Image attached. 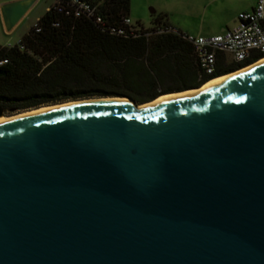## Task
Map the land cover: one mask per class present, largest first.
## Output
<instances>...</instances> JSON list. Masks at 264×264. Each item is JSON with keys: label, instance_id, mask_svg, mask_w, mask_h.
<instances>
[{"label": "water", "instance_id": "95a60500", "mask_svg": "<svg viewBox=\"0 0 264 264\" xmlns=\"http://www.w3.org/2000/svg\"><path fill=\"white\" fill-rule=\"evenodd\" d=\"M123 97L0 121V264H264V62Z\"/></svg>", "mask_w": 264, "mask_h": 264}, {"label": "trees", "instance_id": "16d2710c", "mask_svg": "<svg viewBox=\"0 0 264 264\" xmlns=\"http://www.w3.org/2000/svg\"><path fill=\"white\" fill-rule=\"evenodd\" d=\"M128 10L129 0L101 4L106 24L120 25ZM136 23L139 34L127 29L119 35L83 16L48 8L17 44H0V59H7L0 64V106L6 112L110 95L144 102L202 86L264 57L237 63L219 55L216 70L205 74L180 30L157 31L170 25L166 13L159 12L150 27Z\"/></svg>", "mask_w": 264, "mask_h": 264}, {"label": "built area", "instance_id": "2783aa9c", "mask_svg": "<svg viewBox=\"0 0 264 264\" xmlns=\"http://www.w3.org/2000/svg\"><path fill=\"white\" fill-rule=\"evenodd\" d=\"M102 2L103 0H53L48 8L53 7L75 17L83 16L110 33L125 35L128 29L134 35L139 34L141 27L128 14L121 17L120 25L106 24L101 11ZM164 30L179 32L171 25L167 28L157 27V31ZM181 34L192 43L201 71L205 74L216 70L219 55H224L225 58L230 55V60L237 63L252 61L257 54H264V0H255L251 9L240 11L232 28L210 35ZM5 61L6 58L0 59V64Z\"/></svg>", "mask_w": 264, "mask_h": 264}, {"label": "rangeland", "instance_id": "374dc122", "mask_svg": "<svg viewBox=\"0 0 264 264\" xmlns=\"http://www.w3.org/2000/svg\"><path fill=\"white\" fill-rule=\"evenodd\" d=\"M7 1L9 0H0V8L1 5ZM52 3L53 0H36L29 11L11 30L5 28L0 11V44H17L21 37L28 31L29 27L36 23L37 19L45 13ZM171 4H176V8L167 13L169 19L180 21L183 26L188 28L186 31H189L194 35H208L218 32L220 23L223 20L227 21L228 19H231L238 13L242 6L239 1L235 0L227 3H220V1H217L215 5L218 6V10L213 8L212 10H208L203 9L200 6L197 7L196 5L193 8H188L185 6L186 3H183V0H129L128 15L134 23L139 21L144 27H150L153 19L159 13L160 7L162 5L170 7ZM152 9H154V11ZM220 9H222V12ZM230 58V55L226 56V60L229 61ZM26 110L30 109L22 108L8 110L4 115L13 116Z\"/></svg>", "mask_w": 264, "mask_h": 264}, {"label": "crops", "instance_id": "0c3cea01", "mask_svg": "<svg viewBox=\"0 0 264 264\" xmlns=\"http://www.w3.org/2000/svg\"><path fill=\"white\" fill-rule=\"evenodd\" d=\"M217 1H220V3L224 2V3H227L229 1H234V0H183V3H186L185 6H187L188 8H193L195 5L197 7H202L203 9H208V10H212L215 9V10H218V6L215 5V3ZM235 1H239V3L242 4V6L240 7L238 13L240 11H244V10H248V9H251L253 6H254V3H255V0H235ZM176 8V4H171L170 7H168L167 5H162L160 7V11L159 12H163V13H169L170 11H173L175 10ZM186 8V7H185ZM221 12H222V9H220ZM237 13V14H238ZM237 14L234 15L231 19H228L227 21L226 20H223L221 23H220V27L218 28V32H214L212 34H215V33H219V32H222L224 31L225 29L227 28H232L234 27V25L236 24V17H237ZM221 16V14H220ZM222 20V19H221ZM167 22L168 24H170L172 27L182 31V32H185V33H189V34H192L190 33L189 31H186V29L188 30L187 27L183 26L181 24L180 21H177V20H172V19H169V17L167 16ZM185 28V29H183ZM210 35V34H208Z\"/></svg>", "mask_w": 264, "mask_h": 264}, {"label": "bare ground", "instance_id": "6f19581e", "mask_svg": "<svg viewBox=\"0 0 264 264\" xmlns=\"http://www.w3.org/2000/svg\"><path fill=\"white\" fill-rule=\"evenodd\" d=\"M261 62H264V57L261 58L260 60H258L257 62L251 63V64H249L247 66H244V67H242V68H240L238 70L229 72L227 74H223L221 76L214 77V78H212L211 80H209L207 83H205L204 85H202L199 88H193V89L186 90V91L174 92V93H170V94H164V95L159 96L158 98L163 97V96L179 95V94H184V93L192 92V91H195V90H199L201 88H204V87L210 86L212 84H215V83H217V82H219V81H221V80H223V79H225V78H227L229 76H232V75H234L236 73L248 70V69L252 68L253 66L261 63ZM158 98H156V99H158ZM96 100H115V101H122V102H131L127 97H119V96L101 97V98H89V99H83V100H73V101H68V102L59 103V104L41 106L39 108H34V109L23 111L21 113L13 115V116L1 115L0 116V121H4V120L20 117V116L32 114V113L43 111V110L50 109V108L60 107V106L74 104V103L83 102V101H96Z\"/></svg>", "mask_w": 264, "mask_h": 264}]
</instances>
